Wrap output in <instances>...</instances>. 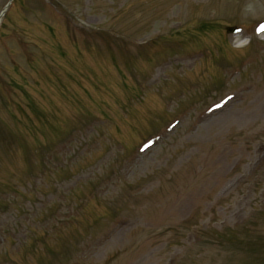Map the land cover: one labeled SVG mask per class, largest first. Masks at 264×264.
I'll return each instance as SVG.
<instances>
[{"label": "rangeland", "instance_id": "obj_1", "mask_svg": "<svg viewBox=\"0 0 264 264\" xmlns=\"http://www.w3.org/2000/svg\"><path fill=\"white\" fill-rule=\"evenodd\" d=\"M262 26L264 0H13L0 264H264Z\"/></svg>", "mask_w": 264, "mask_h": 264}, {"label": "clouds", "instance_id": "obj_2", "mask_svg": "<svg viewBox=\"0 0 264 264\" xmlns=\"http://www.w3.org/2000/svg\"><path fill=\"white\" fill-rule=\"evenodd\" d=\"M243 14L246 16V18H252L255 19L258 16V12L252 2H249L245 8L243 9ZM243 32V29L235 30L233 33V36L238 38L233 41V46L236 48H244L250 43V37L244 36L241 37V33Z\"/></svg>", "mask_w": 264, "mask_h": 264}, {"label": "water", "instance_id": "obj_3", "mask_svg": "<svg viewBox=\"0 0 264 264\" xmlns=\"http://www.w3.org/2000/svg\"><path fill=\"white\" fill-rule=\"evenodd\" d=\"M11 2H12V0H10L9 4L7 5V7L10 5ZM7 7H6V8H7ZM6 8L3 9V11L0 13V19H1V16L5 13ZM231 30H232L231 28L228 29V31H231Z\"/></svg>", "mask_w": 264, "mask_h": 264}, {"label": "snow or ice", "instance_id": "obj_4", "mask_svg": "<svg viewBox=\"0 0 264 264\" xmlns=\"http://www.w3.org/2000/svg\"><path fill=\"white\" fill-rule=\"evenodd\" d=\"M260 31L264 32V26L261 27Z\"/></svg>", "mask_w": 264, "mask_h": 264}, {"label": "bare ground", "instance_id": "obj_5", "mask_svg": "<svg viewBox=\"0 0 264 264\" xmlns=\"http://www.w3.org/2000/svg\"><path fill=\"white\" fill-rule=\"evenodd\" d=\"M2 19L0 20V25H1Z\"/></svg>", "mask_w": 264, "mask_h": 264}]
</instances>
